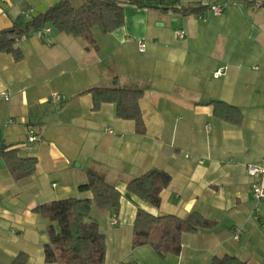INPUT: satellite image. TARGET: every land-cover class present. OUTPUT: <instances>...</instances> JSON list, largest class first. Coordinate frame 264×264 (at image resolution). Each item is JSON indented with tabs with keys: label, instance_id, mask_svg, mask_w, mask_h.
<instances>
[{
	"label": "crops",
	"instance_id": "0c3cea01",
	"mask_svg": "<svg viewBox=\"0 0 264 264\" xmlns=\"http://www.w3.org/2000/svg\"><path fill=\"white\" fill-rule=\"evenodd\" d=\"M58 1L0 0V32ZM125 1L124 26L110 33L93 28L98 47L52 26L50 34L19 41L21 61L0 53V149L18 148L19 156L38 160L33 174L16 180L0 155V264L21 251L28 264H58L45 259L49 221L35 208L92 198L79 189L87 170L121 191L115 224L111 210L92 207L107 238L105 264H212L226 254L264 264V200L254 198L246 169L264 159V0ZM213 5L223 13L214 14ZM97 86L143 89L146 133L118 117L114 103L94 110L86 91ZM213 101L240 108L242 122L216 115ZM31 131L37 140H29ZM154 167L172 176L159 207L127 187ZM139 209L180 218L197 211L217 226L183 233L181 253L160 256L149 244L132 245ZM237 227L244 228L239 239Z\"/></svg>",
	"mask_w": 264,
	"mask_h": 264
},
{
	"label": "trees",
	"instance_id": "16d2710c",
	"mask_svg": "<svg viewBox=\"0 0 264 264\" xmlns=\"http://www.w3.org/2000/svg\"><path fill=\"white\" fill-rule=\"evenodd\" d=\"M125 0H59L44 12L30 20L18 18L12 27L0 32V53H12L16 61L24 58L19 41L32 32L51 24L59 32L83 36L96 45L93 28L102 32H113L125 24ZM201 8L180 9L183 13L199 12ZM93 109L99 110L105 103L116 105L117 116L135 121L136 131H147L140 100L144 95L141 88L132 87H92ZM215 114L235 123H241L240 108L213 101ZM9 171L16 180L33 174L38 160L36 157H21L18 148L7 146L0 149ZM87 180L79 186L81 191H91L92 198L68 197L38 205L35 210L48 219L49 240L44 245L47 262L58 264H105L107 238L101 231L100 222L91 217L92 207L111 210L118 215L121 205V191L116 185L95 170H87ZM172 176L160 168H151L128 181V190L147 200L153 206L161 205L162 191L170 184ZM217 221L204 217L200 212H192L185 218L173 214H153L139 209L134 224L133 247L151 245L160 256L179 255L182 250V236L185 232L196 233L201 229H212ZM29 255L21 251L9 264H28ZM212 264H247L237 256H215Z\"/></svg>",
	"mask_w": 264,
	"mask_h": 264
},
{
	"label": "built area",
	"instance_id": "2783aa9c",
	"mask_svg": "<svg viewBox=\"0 0 264 264\" xmlns=\"http://www.w3.org/2000/svg\"><path fill=\"white\" fill-rule=\"evenodd\" d=\"M261 2L258 1L255 4V8L261 6ZM211 10L214 12V14L216 15H220L223 13L224 8L220 5H213L211 6ZM33 12L32 9L28 10L26 12V16H29L31 13ZM52 31V25H45L43 27H41L40 29H38L36 31V34L39 37H42L44 35L50 34ZM186 35V31L185 30H179L177 32V36L179 38H184ZM139 47H140V51L144 52L146 50V42L145 41H140L139 42ZM216 76H219L222 74V70H218L216 73ZM1 95L2 97H4L5 99H9L10 98V93L7 91H1ZM52 97L54 100H60L61 99V95L57 92L52 93ZM109 132H112L111 129H109ZM37 136L35 135V133H33L31 131V135L29 137V140L34 141L37 140ZM246 169H247V174H249L251 177L254 178V182L252 185V192H253V196L257 201H261L264 200V159L263 162L261 163H248L246 165ZM117 222V215H114L113 219H112V223L115 224ZM244 233V228L242 227H237L233 230V237L235 239H239L241 237V235Z\"/></svg>",
	"mask_w": 264,
	"mask_h": 264
}]
</instances>
